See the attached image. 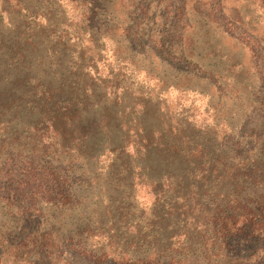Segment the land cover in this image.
Instances as JSON below:
<instances>
[{"label":"rangeland","instance_id":"1","mask_svg":"<svg viewBox=\"0 0 264 264\" xmlns=\"http://www.w3.org/2000/svg\"><path fill=\"white\" fill-rule=\"evenodd\" d=\"M35 1L25 22L95 52L0 120V264H264L261 1ZM72 107L118 116L94 146L38 144L37 119Z\"/></svg>","mask_w":264,"mask_h":264},{"label":"trees","instance_id":"2","mask_svg":"<svg viewBox=\"0 0 264 264\" xmlns=\"http://www.w3.org/2000/svg\"><path fill=\"white\" fill-rule=\"evenodd\" d=\"M260 1L264 5V0ZM24 3L23 0H0V120L7 119L9 111L32 115L29 112L32 111L33 105L25 104L26 102L24 101L31 98L36 100L52 99L53 92L43 83L47 74L50 71H52L51 73L58 72L60 69L63 70L62 76L66 77L67 72L64 70V65H68L71 70L76 68V71H80L81 67L86 66L85 62L90 56V49L93 51L92 55L95 52L94 35L92 34L88 37L86 46L83 45V39H85L83 36H76V43L70 42L71 44H69V39L64 32L59 33L57 31L51 39L46 35L42 36L41 28L37 27L38 21L35 23L34 19H31L25 22L22 16L36 15V20V13L39 7L37 1L28 5ZM29 6L33 8H29ZM4 15H6L7 22L3 19ZM94 30L93 28L91 31L93 32ZM31 49L39 50L38 58L42 60L41 66H39V63L36 67L33 66L34 61L32 60ZM60 64L63 66L57 67ZM6 67L10 68L9 72H6ZM32 73H35L37 77L33 78ZM79 78L77 82L82 81ZM30 82L34 84L30 85ZM7 83H11L12 87H6ZM76 88L75 93L82 100L81 110L85 107L91 108L93 106V102H89V99L92 98L91 88L89 90L86 89L84 84L79 87L76 86ZM24 89H26L25 92L22 91ZM87 91H90L89 94H87ZM81 110L78 107H72L66 109L64 113H55L53 122L50 119L44 121L37 119L33 126L34 139L41 145H47L51 142H55L60 146H65L68 142V144L77 142V145H82L81 142H83L85 147L88 144L94 146L95 136H91L92 132L97 131L103 134L104 131L101 129L107 130L112 118L117 119L116 116H118V111L115 107L113 109L104 108L102 112L98 111L101 115L99 113L86 114L81 112ZM78 112L83 116H79ZM114 126L119 128L127 127L125 123H114ZM80 127H84L86 130H77ZM82 132L88 133L86 141L84 137H81V139L75 137L73 140V136L76 133L80 134ZM123 133H127V131ZM108 134L109 131H107L106 136H103V141L108 138ZM137 142H141L139 137H137ZM113 151H118L117 155L122 153L121 148ZM138 155L139 152H137ZM165 167L167 169V166H162L161 168L164 170Z\"/></svg>","mask_w":264,"mask_h":264}]
</instances>
